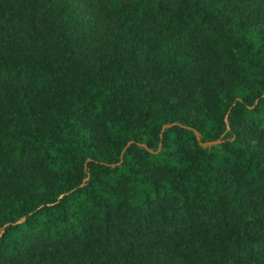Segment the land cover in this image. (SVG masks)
<instances>
[{
	"label": "trees",
	"instance_id": "16d2710c",
	"mask_svg": "<svg viewBox=\"0 0 264 264\" xmlns=\"http://www.w3.org/2000/svg\"><path fill=\"white\" fill-rule=\"evenodd\" d=\"M0 264H264V0H0Z\"/></svg>",
	"mask_w": 264,
	"mask_h": 264
}]
</instances>
